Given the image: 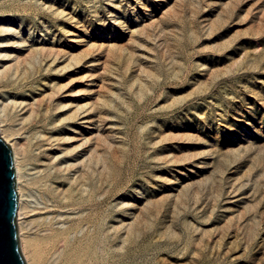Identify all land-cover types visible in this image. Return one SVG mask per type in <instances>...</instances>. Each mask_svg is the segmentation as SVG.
Masks as SVG:
<instances>
[{"label": "rangeland", "instance_id": "374dc122", "mask_svg": "<svg viewBox=\"0 0 264 264\" xmlns=\"http://www.w3.org/2000/svg\"><path fill=\"white\" fill-rule=\"evenodd\" d=\"M0 108L26 264H264V0H0Z\"/></svg>", "mask_w": 264, "mask_h": 264}, {"label": "water", "instance_id": "95a60500", "mask_svg": "<svg viewBox=\"0 0 264 264\" xmlns=\"http://www.w3.org/2000/svg\"><path fill=\"white\" fill-rule=\"evenodd\" d=\"M18 209L14 151L0 131V264H26L19 241Z\"/></svg>", "mask_w": 264, "mask_h": 264}, {"label": "bare ground", "instance_id": "6f19581e", "mask_svg": "<svg viewBox=\"0 0 264 264\" xmlns=\"http://www.w3.org/2000/svg\"><path fill=\"white\" fill-rule=\"evenodd\" d=\"M1 113H2V110L0 108V114ZM71 120H73L74 123H76V124L78 122H80V124H82V125L93 126V124H94V120H93V110L92 109H88V105L77 107L76 110H75V113L71 116ZM1 123L2 122H0V129H3L2 128L3 125H1ZM10 136H13L14 137L15 135L14 134H11V133L9 135L8 134L6 135V132L4 131L3 137L6 140L5 142H7L11 146V148L14 150V154H15L14 156H15V162H16L15 163L16 164L15 168L17 169L16 171L18 173V175H17L18 176V178H17V185L18 184L20 185L21 178H20V168L18 166V151H17V146L15 144H11L9 142V137ZM52 138L53 137L50 135V139L49 140H51ZM18 194H19V205H20V209H18L19 212L17 214V218H18V221H21V219H22V211L24 209L25 202H24V198H23V195H22L20 189H19V193ZM26 260H28L27 261L28 264H32V262L30 261V259H27L26 258Z\"/></svg>", "mask_w": 264, "mask_h": 264}]
</instances>
